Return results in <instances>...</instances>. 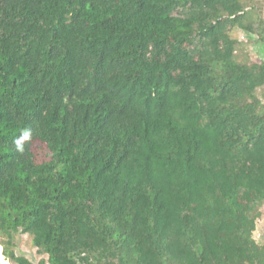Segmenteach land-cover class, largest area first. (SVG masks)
Wrapping results in <instances>:
<instances>
[{
	"label": "trees",
	"instance_id": "trees-1",
	"mask_svg": "<svg viewBox=\"0 0 264 264\" xmlns=\"http://www.w3.org/2000/svg\"><path fill=\"white\" fill-rule=\"evenodd\" d=\"M235 30L264 53L242 0H0L4 259L264 264V56Z\"/></svg>",
	"mask_w": 264,
	"mask_h": 264
},
{
	"label": "rangeland",
	"instance_id": "rangeland-1",
	"mask_svg": "<svg viewBox=\"0 0 264 264\" xmlns=\"http://www.w3.org/2000/svg\"><path fill=\"white\" fill-rule=\"evenodd\" d=\"M245 7H251L253 5V8L255 11L259 14H262L264 17V0H242ZM165 34L172 36L174 34H181V35H187L188 29L185 27L180 26V24L177 22V27L174 29H169L164 32ZM232 34L237 37L239 40L243 42L242 49L243 52L240 54V58L242 60H247L248 55L247 53L251 54V59L249 57V61L256 62L260 60L264 53L260 52L259 46H255L252 38L250 39V35L240 31L235 30L232 32ZM32 150L34 154L37 156V159H41L44 157V144L40 142H34L32 144ZM260 211V215L256 220V229L253 232V236L255 239L262 241L264 243V202L259 205L258 207ZM4 236L0 234V241L4 240ZM14 250L17 253H21L25 255L30 260L37 262L41 256L36 252V248L32 245L31 238L27 234H15L14 235ZM4 259L2 255V246L0 245V264H13L10 261H7L4 259V262L1 260Z\"/></svg>",
	"mask_w": 264,
	"mask_h": 264
}]
</instances>
